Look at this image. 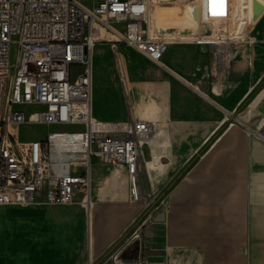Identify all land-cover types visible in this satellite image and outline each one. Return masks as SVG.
I'll use <instances>...</instances> for the list:
<instances>
[{
	"label": "crops",
	"instance_id": "obj_1",
	"mask_svg": "<svg viewBox=\"0 0 264 264\" xmlns=\"http://www.w3.org/2000/svg\"><path fill=\"white\" fill-rule=\"evenodd\" d=\"M97 4L89 2V7ZM157 4L153 0L152 24L171 22L169 10ZM224 4L225 0H205L215 16L224 13ZM234 4L232 37L239 39L233 41L264 43V0H234ZM184 14L189 28L193 22L197 26L196 15L192 19L187 11ZM114 40L96 42L91 52V116L102 122L132 118L153 126L152 139L141 148L145 166L139 173V189L150 198L138 203L130 199L124 166L94 162L90 210L57 206L54 213L67 221V237H58V223L42 222L34 233L36 240L54 236L56 242L42 248L33 240L30 256L54 264H72L83 256V264L95 263L116 247L115 251L121 245L129 248L133 236H126L138 225L145 226L149 237L143 264H264V88L248 101L247 72L235 68L242 59L232 66L226 42L214 45L219 53L227 52L217 69L213 47L208 45L171 44L158 65ZM113 47L122 49L118 63ZM247 52L242 50L238 58ZM118 65L126 73L123 87ZM21 135L20 128L22 140H37ZM12 211L1 210L0 223L16 218ZM23 211L44 216L41 210ZM156 218L162 221L155 222ZM20 234L29 232L23 229ZM15 237L6 242L1 232L0 253L16 250Z\"/></svg>",
	"mask_w": 264,
	"mask_h": 264
},
{
	"label": "built area",
	"instance_id": "obj_2",
	"mask_svg": "<svg viewBox=\"0 0 264 264\" xmlns=\"http://www.w3.org/2000/svg\"><path fill=\"white\" fill-rule=\"evenodd\" d=\"M152 5L153 0H101L86 8L76 0H0V207L79 206L89 211L94 162L124 166L130 199L150 198L139 189V173L145 166L141 148L152 139L153 126L132 118L102 122L91 116L95 43L113 38L158 65L171 44L208 45L217 69L227 52L219 53L214 45L232 46L231 58L232 43L238 44L227 40L235 24L234 0H225L220 16L212 15L204 2H187L185 12L193 19L196 10L198 22L184 35L154 26ZM12 45L17 48L14 61ZM27 107L40 110L26 116L20 108ZM28 124L73 130L24 141L19 129Z\"/></svg>",
	"mask_w": 264,
	"mask_h": 264
},
{
	"label": "rangeland",
	"instance_id": "obj_3",
	"mask_svg": "<svg viewBox=\"0 0 264 264\" xmlns=\"http://www.w3.org/2000/svg\"><path fill=\"white\" fill-rule=\"evenodd\" d=\"M95 0H76V2L81 5L84 6L86 8H91L89 7V2H94ZM101 0H96V4L99 3ZM157 1V8L159 7V9H162L164 11L169 10V14L171 17V22L166 23H162V22H157V27L160 28H164L166 32H168V30H170V32L176 33V31L178 30H192L193 28L196 29L197 26H195V22L194 26L191 24H189V26L192 27L189 28L186 23L187 21L190 22V20L188 19V17L184 14L185 12V5L187 4V2H190V0H185L186 2L184 4H182L181 0H155ZM205 3V0L202 1ZM201 3V1H200ZM153 6V5H152ZM153 8L151 9V15H153ZM171 9V10H170ZM174 9V10H173ZM155 11V10H154ZM233 13V11L231 12V14ZM197 25V24H196ZM193 29V30H194ZM235 31V27L233 26L232 29V33L227 36L228 39L230 40V38L232 39H239V37H232L233 32ZM169 33V32H168ZM243 44L241 43L239 44H235L232 43L233 49H235V51L233 52V56H231V58H229V60L232 62V66L233 63L238 62L239 59H242V62H238L236 65V70L238 72H247V84H246V91L248 90L250 93V96L248 98V101L251 100L252 98H254L256 96V94H258L263 88H264V43H254L252 41H248L247 38L246 39H241ZM231 44V42H230ZM124 47L127 48V51L132 53L131 51H135L127 46L124 45ZM130 49V51L128 50ZM232 49V46H231ZM242 50H246L247 55L246 56H242L241 58H238L239 55H241L240 52H242ZM117 52H118V58H115V63L118 62L119 59V54H123L122 53V49H119V47L117 48ZM17 56V48L16 45H12L11 46V60L14 61L15 58ZM235 66V64H234ZM256 69V70H255ZM121 75L124 78V84L126 82V73L122 70L121 71ZM119 76L120 73L117 72V78L119 81V84L121 85V87L124 86V84L121 83V81L119 80ZM245 108V107H244ZM22 111H24L25 115L27 116L30 112L33 111H38L40 110V108H32V107H27V108H20ZM240 111L238 110V112L236 113L237 117H239ZM66 130H73V127H67V126H40V125H32V124H28V125H24L21 127V137L22 138H36V139H42L43 137H45V135H47L50 132H57V131H66ZM100 164V163H98ZM102 166H115V165H104V164H100ZM128 193H129V185H128ZM55 208H57V206H32V207H3L0 208V211L3 209H12L15 211H12L11 214L14 216H17L16 218L14 217V219H11L10 221L8 220L6 223H0V234L2 232L3 236L5 237V241L6 242H12L14 241V237H18V244L19 246L16 248L15 251L11 250V251H6L4 253H0V264H54L52 263L51 260L48 259H43V258H35L30 256V252H31V244L33 242V240L35 241L36 245L38 246H42L43 247H53V242H56V239L53 237H51V239L47 238V240L42 241L41 239H39L40 241L36 240V235H34L36 231V229H39V225L43 223H45L46 225L48 224V222L56 224L58 223L57 228H59V232H58V237L61 239H65L67 236V232H66V220L63 217H59L57 216L54 211ZM41 210L44 213V216L42 217V215H37L38 213L35 212H29V211H23V210ZM36 216V217H35ZM38 216V217H37ZM35 218V222L33 221V219ZM37 218L41 221H37ZM15 222H17L18 224H23V225H27L29 227L26 228H15ZM35 225L37 228L33 229V226ZM45 225V226H46ZM18 229V230H17ZM25 229L29 232V234H20V232H22V230ZM40 229H46L44 228V226H41ZM137 229V230H136ZM34 230V231H33ZM135 230H136V235L137 237L134 238L131 236H133L134 233H129L126 237L129 239V243L127 244L128 247H132L134 245V243L137 244V259L135 260H129V259H122L121 256L123 255V252L125 251L124 246L125 245H121L117 250V247L114 248L113 250L108 251L105 255H103L101 258L97 259L95 261V263L93 262L92 264H143L144 261V251H149V237L148 235H145V226H142L141 228H139L138 225L135 226ZM40 231V230H39ZM26 232V231H25ZM134 232V231H133ZM158 235V234H157ZM15 237V239H16ZM158 240H159V235L157 236ZM17 240V239H16ZM22 243V244H21ZM73 257V256H72ZM74 258V257H73ZM72 258V261H73ZM63 263V262H62ZM59 263V264H62ZM72 264H83V256H81V258H79V260L77 262H72Z\"/></svg>",
	"mask_w": 264,
	"mask_h": 264
},
{
	"label": "trees",
	"instance_id": "obj_4",
	"mask_svg": "<svg viewBox=\"0 0 264 264\" xmlns=\"http://www.w3.org/2000/svg\"><path fill=\"white\" fill-rule=\"evenodd\" d=\"M137 244L134 243V245L130 248H127L123 255L121 256L122 259H129V260H135L137 258Z\"/></svg>",
	"mask_w": 264,
	"mask_h": 264
},
{
	"label": "water",
	"instance_id": "obj_5",
	"mask_svg": "<svg viewBox=\"0 0 264 264\" xmlns=\"http://www.w3.org/2000/svg\"><path fill=\"white\" fill-rule=\"evenodd\" d=\"M196 13V14H195ZM194 13V15H196L195 17L197 18L198 17V14H197V11ZM159 216L161 217L162 216V214H159ZM155 222H161L162 221V219L160 218V219H155L154 220Z\"/></svg>",
	"mask_w": 264,
	"mask_h": 264
},
{
	"label": "bare ground",
	"instance_id": "obj_6",
	"mask_svg": "<svg viewBox=\"0 0 264 264\" xmlns=\"http://www.w3.org/2000/svg\"><path fill=\"white\" fill-rule=\"evenodd\" d=\"M90 202H91V201H90ZM90 206H91V205H90ZM90 206H89V207H90Z\"/></svg>",
	"mask_w": 264,
	"mask_h": 264
}]
</instances>
